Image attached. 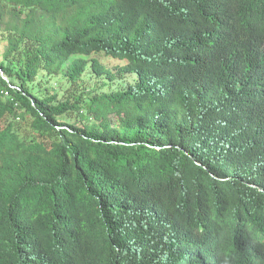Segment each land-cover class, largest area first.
<instances>
[{
	"label": "trees",
	"instance_id": "obj_1",
	"mask_svg": "<svg viewBox=\"0 0 264 264\" xmlns=\"http://www.w3.org/2000/svg\"><path fill=\"white\" fill-rule=\"evenodd\" d=\"M0 88V264H264V0H0Z\"/></svg>",
	"mask_w": 264,
	"mask_h": 264
},
{
	"label": "rangeland",
	"instance_id": "obj_2",
	"mask_svg": "<svg viewBox=\"0 0 264 264\" xmlns=\"http://www.w3.org/2000/svg\"><path fill=\"white\" fill-rule=\"evenodd\" d=\"M92 57H97L103 64H105L106 66H108L109 68H111L112 66H114L116 63H118L119 61L118 60H114V59H108L106 57H103L102 55L100 54H96V55H93ZM93 72L90 68V65L88 66V69L86 70V72L84 73V77L85 78H90L91 80V85L92 86H95L98 82L96 81L98 78H95L94 75H91ZM127 78H130V76H127ZM127 81V79L125 80ZM112 86L113 87H116V86H120L122 85L123 81L122 79L118 78L116 79L115 81L112 82Z\"/></svg>",
	"mask_w": 264,
	"mask_h": 264
},
{
	"label": "built area",
	"instance_id": "obj_3",
	"mask_svg": "<svg viewBox=\"0 0 264 264\" xmlns=\"http://www.w3.org/2000/svg\"><path fill=\"white\" fill-rule=\"evenodd\" d=\"M3 78H5V76H3ZM12 87H14V86H12ZM0 92L3 93L4 95H8L9 94V90L8 89H5V88H0Z\"/></svg>",
	"mask_w": 264,
	"mask_h": 264
}]
</instances>
